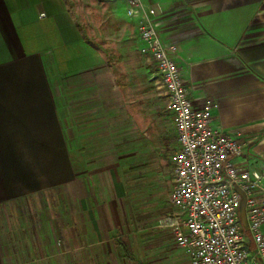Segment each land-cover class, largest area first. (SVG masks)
<instances>
[{"label": "crops", "instance_id": "1", "mask_svg": "<svg viewBox=\"0 0 264 264\" xmlns=\"http://www.w3.org/2000/svg\"><path fill=\"white\" fill-rule=\"evenodd\" d=\"M141 1L132 19L127 0H89L83 16L62 0H0V170L28 172L23 192L43 187L46 155L64 156L72 171L71 156L82 149L77 140L87 155H108V124L94 107H108L109 92L125 90L126 72L139 82L155 77L141 52L147 18L156 19L164 42L178 46L194 104L213 100L215 123L238 134L247 165L264 172V0ZM83 197L79 216L101 218L97 205L90 208L92 190ZM83 234L102 231L90 224ZM74 247L83 264H134L111 244Z\"/></svg>", "mask_w": 264, "mask_h": 264}, {"label": "rangeland", "instance_id": "2", "mask_svg": "<svg viewBox=\"0 0 264 264\" xmlns=\"http://www.w3.org/2000/svg\"><path fill=\"white\" fill-rule=\"evenodd\" d=\"M62 1L81 16L89 2ZM153 66L155 79L146 76L139 82V76L126 72L125 90L109 92L108 107H94L108 124V155H87L84 140H77L82 149L71 156L72 171L64 156L46 155L38 178L43 187L37 191L20 187L27 184L21 176L28 179V172L0 170V264H83L73 247L98 242L113 245L121 259L134 264H190L171 226L179 217L170 202L177 134ZM57 158L60 167L49 170ZM85 189L92 190L96 200L89 206L95 212L97 205L101 218L79 216L85 210ZM90 224L102 234L84 236ZM124 242L133 260L126 258Z\"/></svg>", "mask_w": 264, "mask_h": 264}, {"label": "built area", "instance_id": "3", "mask_svg": "<svg viewBox=\"0 0 264 264\" xmlns=\"http://www.w3.org/2000/svg\"><path fill=\"white\" fill-rule=\"evenodd\" d=\"M142 9L141 0H127L130 18ZM140 39L141 52L157 68L177 134L170 195L181 219L171 221L177 246L190 264H264L263 174L247 165L244 140L215 123L213 100L194 104L178 46L164 42L156 19L145 20ZM242 194L247 228L240 217Z\"/></svg>", "mask_w": 264, "mask_h": 264}, {"label": "water", "instance_id": "4", "mask_svg": "<svg viewBox=\"0 0 264 264\" xmlns=\"http://www.w3.org/2000/svg\"><path fill=\"white\" fill-rule=\"evenodd\" d=\"M245 195L242 194V202H241V206H240V217L243 221L244 227L247 228V222H246V216H245Z\"/></svg>", "mask_w": 264, "mask_h": 264}, {"label": "trees", "instance_id": "5", "mask_svg": "<svg viewBox=\"0 0 264 264\" xmlns=\"http://www.w3.org/2000/svg\"><path fill=\"white\" fill-rule=\"evenodd\" d=\"M122 247H123L126 258L128 260H133L134 258L132 257V255L130 253L129 246L124 242V243H122ZM138 264H141V263H138Z\"/></svg>", "mask_w": 264, "mask_h": 264}]
</instances>
